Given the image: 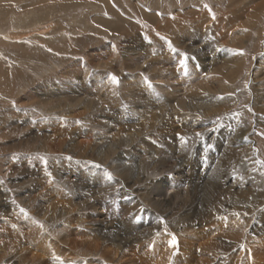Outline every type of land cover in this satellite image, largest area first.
<instances>
[{
  "label": "rangeland",
  "instance_id": "obj_1",
  "mask_svg": "<svg viewBox=\"0 0 264 264\" xmlns=\"http://www.w3.org/2000/svg\"><path fill=\"white\" fill-rule=\"evenodd\" d=\"M262 2L0 0V91L5 95L0 94V264L37 254L54 259L72 237L96 235L94 225H81L86 212L71 218L75 208L96 207L116 217L107 223L120 229L126 200L146 188L168 192L180 163L190 168L185 188L200 190L187 207L202 209L207 189L219 177L217 156L226 146L225 138H218L238 127L248 132L251 155L246 146L242 154L235 148L237 156L221 175H229L225 182L234 184L232 192L256 185L247 197L258 206L252 207L246 234L263 241L264 232L250 231L264 217L259 196L264 193V165L259 164L264 161V12L255 10ZM227 49H235L234 61L241 62L234 74L223 61ZM214 69L225 78L209 74ZM196 84L205 88V104L187 113L179 102ZM231 95L236 99L222 100ZM128 117L145 123L131 128ZM188 122L193 123L190 132L184 127ZM122 137L125 142L118 145ZM115 141L116 150L107 148ZM129 168L142 181L128 175ZM244 209L217 214L216 225L226 216L238 219L235 211L247 219L239 212ZM164 223L182 229L178 219ZM211 226L201 222L193 229L208 235L215 229ZM196 236L198 246L205 237ZM130 245L126 242L127 250ZM80 254L65 252L63 264H140L127 254L106 261Z\"/></svg>",
  "mask_w": 264,
  "mask_h": 264
},
{
  "label": "bare ground",
  "instance_id": "obj_2",
  "mask_svg": "<svg viewBox=\"0 0 264 264\" xmlns=\"http://www.w3.org/2000/svg\"><path fill=\"white\" fill-rule=\"evenodd\" d=\"M255 10H259V11L262 10L264 12V2H262V4H260L258 7H256ZM258 13L259 12H255L254 15H252V18L254 17L253 23H255V24L258 23V20H259V17L255 18ZM175 23H177V21H175ZM251 26L249 25V28ZM19 27H18V29H19ZM43 27H45V26H43ZM114 27H113V29L116 30V28H114ZM249 28H247V29H249ZM47 29H49V28H47ZM47 29L44 30V32L47 31ZM24 30H26V29H24ZM258 31H256V33L259 34ZM247 32L248 31H244V29H243L242 34L246 33L245 35L247 36ZM39 33H40V31H39ZM27 35H28V33H27ZM234 50L233 49H227L226 52H224L225 54L223 56V61L228 64L229 68L231 69L229 71V72H231V74H234L235 72H237V70L240 69V65H241V62L238 63V62H236L237 60L234 61V58L236 57V54H237V51L235 52ZM236 50H238V49H236ZM242 59H244V57ZM7 72H8V70H5V73H7ZM0 73H4V72L3 71L1 72V69H0ZM213 73H214V75H217V74L221 75V78L218 81H221L225 78V77H223V74L219 73V71H217L216 69H214V71L211 70L209 74L212 75ZM8 77H10V76H8ZM204 82H206V81H204ZM112 83L114 84V82H112ZM108 85H110V84H108ZM195 86L197 89H195L194 91H193V88L188 90V92H186L185 96L183 98H181L182 100L180 99V102H179V104H182V106H184L187 109L186 110L187 113H192V112H194L195 108L199 109L201 106H203L205 104V103H203L204 102L203 93L201 92L202 90L205 91L203 84H199V85L196 84ZM109 87H112V86H109ZM200 87H202V88L200 89ZM106 93H108V92H106ZM106 93L104 94V96L106 95ZM0 94L2 96H5L2 93V91H0ZM110 95H113V94L111 93ZM106 98H108V96ZM207 98L205 100H207ZM234 99H236L235 95H231V96H227L226 98H222V100H228L227 102H231ZM194 102H195V104H194ZM215 102H213V103L215 104ZM128 118L132 119V117H128ZM188 118H189V116H188ZM132 121L133 122H131V124H129V126L131 128H135L136 126H141L142 123H145V122L136 123L133 119H132ZM189 123L190 122L185 124L184 127L187 128L186 130L189 129L188 131L190 132V131H192L191 126L193 123L190 125H189ZM36 135H37V133H36ZM221 138H225L226 146H225V149H223L221 151L220 156H219V154L217 156L219 158V163L221 164V168L219 167L220 165L218 167H216V169L220 171V172L217 171V174L219 175V177L216 180V182H214L213 184L211 183L209 189H207L206 193L208 196H207V200H206V205L202 209L198 210L197 208H194L193 206L187 207L186 203L190 202L192 200V197H194L196 199L195 194L197 195V193L200 190L195 189V191L192 193V192H189L185 188V186H184L185 182H186L185 180H187L185 178L188 177V175H189L186 172H188L190 168L186 163H184V164L180 163L179 167L175 164L176 165L175 172H174L175 174L172 176L173 182L170 180L173 184H172V186L169 187L168 192H162V191L156 192V191H151L150 189L146 188L142 192H139V194L136 195L135 198L132 197L130 200H126V203H125L126 208H124L125 209L124 210L125 211L124 212L125 218L121 221V225H120L121 228L120 229H118V227L115 224H114L115 227L113 228V226H111L112 224L107 223V222H109L107 220V218H109L111 216L103 215L101 213L102 210L99 212V211H97L96 207L94 208L93 206L88 205L86 207V210L75 208V209H77V212L75 213V215L71 214L70 215L71 218L78 219V218H80V216L82 214L81 211H83V213L86 212V215H84V216H86V217H84L86 220V223L84 222V224H81V225L85 226V224H87V223L94 225L92 230H93V232H96L97 237L95 234L91 233V235L87 234L88 237H84L85 239L84 238H78L77 236L74 238L72 237V239L69 238V239H71V240H69V242H70V244L68 245L69 247L65 248L66 246L65 247L61 246L62 252L60 250H59L60 251L59 253L56 252V255L54 258L55 260L53 258L50 259V257L49 258H39L38 256H41V255L37 254L38 256L35 255L33 257H30V258L25 257L26 259L22 256V259H19L20 261L18 260L17 264H63L65 252H70V251L71 252L73 251V253L74 252L80 253V251H81V254H80L81 256H84V254L87 256L90 255L91 258H97V259L102 260V261H106L107 259L113 260V259L121 258L122 255L127 254V255H131V256H129V258H126V259H128V260L130 259L131 262H137L138 261V262H140V264H231V261L233 262V264H264V240L262 241L261 239H252L248 236V234H246V232H247L246 226H248L250 224V219L252 220V218H251V212L253 209L252 207L258 206V205H254L253 202L250 203L249 202L250 199H247V197H248V194L251 192L252 188L254 190H257V189H255L256 185L253 184L254 182H251L250 185H253L252 188H245L247 190H244V187H242L240 189H235V192H232L233 188H234V184H228L227 182H225L226 178L229 179V175H223V177L221 175V173L223 174V170L225 172L228 170L227 167H229L228 164L231 162V159L234 158V156H237V155H235V153H236L235 148H237L239 151L241 149L243 150V147L246 146L249 148V152H248L249 156L251 155V145L248 143V132L245 133L241 128L238 127L232 133H229L227 135L224 134V137H219L218 139H221ZM34 141H36L35 138H34ZM131 141H133V138H131ZM124 142H125V138L122 137L118 145H121ZM54 143H55V141H54ZM116 144H117V142L115 141L113 144H111L112 146H110V144H109V146H107V145L106 146H107V148L113 147V150H116L118 147V146H116ZM88 145L89 144H78L79 147H85L86 150H88L87 148H90ZM62 148L63 147L60 146V149H62ZM103 148L97 150V152L99 151L97 156H100L101 154H103V152H104ZM105 151H107V150H105ZM239 154H242V151H241V153L239 151ZM102 157H103V155H102ZM260 161H259V164H260ZM255 163H258V162H255ZM184 165H185V167H184ZM230 165H231V163H230ZM242 166H246V165L245 164L243 165V163H242ZM259 167H260V165H259ZM243 168H246V167H243ZM130 169L131 168H129V171L127 174L133 178H136V181H142V175L138 174L137 176H135L134 175L135 170H130ZM244 174H247L246 171ZM200 175H202V174H200ZM238 178L240 179V177L236 176L235 179L238 180ZM263 178H264V175H262V179ZM124 179H125V176H124ZM235 179H234V181H235ZM243 181H245V180H243ZM107 192H109V191H107ZM229 194H230V197H227V195L229 196ZM106 196H107V193H106ZM259 196H262L261 199L264 200V193L263 194L260 193ZM257 202H259V201H257ZM260 203H262V202H260ZM108 205H107L108 211L112 210L113 208L111 207V205H112L111 202ZM48 207H50V205ZM235 207H238L240 209H244L243 207H247V210L244 209V210H240L239 212H245L248 215V218L247 219H245V217L243 218L242 217L243 215L240 216V214L238 215L237 211H235L236 212L235 216H238V219L233 220L232 219L233 217L231 218V217L226 216L227 218L226 217L224 219L222 218L223 220L220 223V225H216L217 221H215V220L217 218V214H220V213L222 214V212H225L226 210L230 211L231 208L235 209ZM79 210H81V211H79ZM89 211H93V212L89 213ZM69 213H74V212H73V210L72 211L68 210L66 214H69ZM93 213H96V214H93ZM61 214L62 215L65 214V211H62ZM262 214L261 215L259 214L260 217L262 216ZM113 218H116V217H111L109 219L114 220ZM263 218L260 219L259 222H257L255 224V226L252 225L250 231H252L255 234H261L262 232H264V219ZM174 219H175V221H177V219H178V221L180 222L179 224H181L180 226H182V229H179V227H178V229L173 230L174 228H170L167 225H165V223H164L165 221H167V220L171 221ZM35 220H36V218H35ZM85 220L83 219V221H85ZM67 222L68 221L66 220L63 223L67 224ZM201 222L207 223V225H214L215 227L211 226V228L213 227L215 229L211 233L209 232L208 235H205V234L202 235L201 233L195 232L196 229H193V228H195ZM212 222L214 224H211ZM90 230H91V228H90ZM76 232H74V233L77 234L78 232L77 233ZM58 234H60V236H61V233H58ZM196 235H200L202 237H205L198 244V246L195 245V242L197 241V239H199ZM60 236H58L59 239H60ZM85 236H86V234H85ZM98 236H100V237L98 238ZM173 237H175V240H176L175 245H173L171 243ZM96 238H98V239H96ZM126 242L127 243L130 242V244H131L130 249L128 248V250L125 247ZM197 242H199V240ZM111 243L115 244V247L113 249H110V246L112 245ZM257 243L259 244L260 249L258 248L259 246L255 247V245ZM28 245H30V244H28ZM112 251H113V253H112ZM123 252H126V253L124 254ZM233 252H238L240 256L238 255L239 257L235 258V254ZM158 256H160L159 259L157 261H155V257H158Z\"/></svg>",
  "mask_w": 264,
  "mask_h": 264
},
{
  "label": "snow or ice",
  "instance_id": "obj_3",
  "mask_svg": "<svg viewBox=\"0 0 264 264\" xmlns=\"http://www.w3.org/2000/svg\"><path fill=\"white\" fill-rule=\"evenodd\" d=\"M173 50L175 51V49H173ZM186 59H187V54H185V60H186ZM181 63L184 64V61H181ZM112 80H113L114 82H117V83H118V78H117V77L113 76V77H112ZM260 163H261V164H264V161H260ZM109 178L111 179V175H110V174H109ZM22 211H23V209H22ZM171 243H172L173 245L176 244L175 237H173Z\"/></svg>",
  "mask_w": 264,
  "mask_h": 264
}]
</instances>
